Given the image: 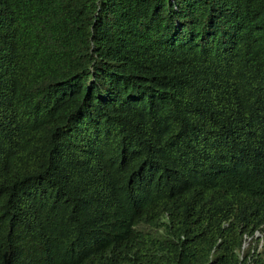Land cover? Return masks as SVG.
I'll return each mask as SVG.
<instances>
[{
  "label": "trees",
  "instance_id": "obj_1",
  "mask_svg": "<svg viewBox=\"0 0 264 264\" xmlns=\"http://www.w3.org/2000/svg\"><path fill=\"white\" fill-rule=\"evenodd\" d=\"M0 264H264V0H0Z\"/></svg>",
  "mask_w": 264,
  "mask_h": 264
},
{
  "label": "clouds",
  "instance_id": "obj_2",
  "mask_svg": "<svg viewBox=\"0 0 264 264\" xmlns=\"http://www.w3.org/2000/svg\"><path fill=\"white\" fill-rule=\"evenodd\" d=\"M257 232H258V231H257ZM258 233H259V234H258V235H256L257 237H259V236H262L260 232H258Z\"/></svg>",
  "mask_w": 264,
  "mask_h": 264
},
{
  "label": "rangeland",
  "instance_id": "obj_3",
  "mask_svg": "<svg viewBox=\"0 0 264 264\" xmlns=\"http://www.w3.org/2000/svg\"><path fill=\"white\" fill-rule=\"evenodd\" d=\"M259 233L258 232H256V235H258Z\"/></svg>",
  "mask_w": 264,
  "mask_h": 264
}]
</instances>
